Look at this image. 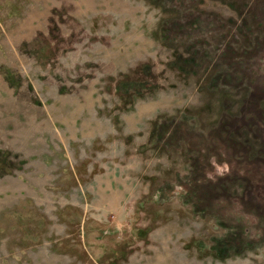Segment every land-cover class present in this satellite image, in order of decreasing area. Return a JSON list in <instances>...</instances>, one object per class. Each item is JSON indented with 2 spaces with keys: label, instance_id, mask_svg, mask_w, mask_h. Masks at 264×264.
<instances>
[{
  "label": "rangeland",
  "instance_id": "rangeland-1",
  "mask_svg": "<svg viewBox=\"0 0 264 264\" xmlns=\"http://www.w3.org/2000/svg\"><path fill=\"white\" fill-rule=\"evenodd\" d=\"M0 264H264V0H0Z\"/></svg>",
  "mask_w": 264,
  "mask_h": 264
},
{
  "label": "trees",
  "instance_id": "trees-1",
  "mask_svg": "<svg viewBox=\"0 0 264 264\" xmlns=\"http://www.w3.org/2000/svg\"><path fill=\"white\" fill-rule=\"evenodd\" d=\"M181 68H182V69H184V67H183V66H181ZM179 70H180V71H182L181 69H179ZM184 73H186V72H184Z\"/></svg>",
  "mask_w": 264,
  "mask_h": 264
}]
</instances>
